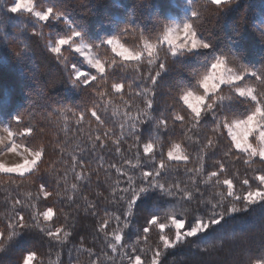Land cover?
Masks as SVG:
<instances>
[{
	"label": "trees",
	"instance_id": "16d2710c",
	"mask_svg": "<svg viewBox=\"0 0 264 264\" xmlns=\"http://www.w3.org/2000/svg\"><path fill=\"white\" fill-rule=\"evenodd\" d=\"M8 2L10 0H5V3ZM36 2L41 7L54 6L66 13L65 18L69 19V24L85 34L86 44H97L102 39L117 36L129 49L142 47V35L144 39L155 41L162 35V29L166 25H181L190 17L193 9L201 12L198 33L212 48L206 55L202 54L189 64L174 63L173 58L168 57L169 71L162 74L153 97V120L140 126L141 139L143 142L154 139L151 133L156 119L167 117L169 126L159 130L154 149L157 164L162 154L167 161V151L174 143L181 144L189 156L187 162H169L171 167L165 170L162 182H179L182 187L187 183L190 186L188 178L193 173L186 169H195L203 163L204 175L207 176L210 170L218 169L215 161L219 160L227 169L221 176L227 175L234 180L237 193L242 195L247 191V187L241 184L245 178L253 187L256 186L252 178L254 175L264 174V161L253 158L251 165L245 164L244 154L234 148L231 149V157L224 156L230 149L231 141L226 132L222 135L213 134L215 122L211 116L202 120L199 127L192 128L191 120L181 125L180 122L172 121L171 114L175 110L188 116V110L177 102V84L202 92L188 73L192 70L203 73L206 67H210L215 56H224L229 66L235 68L240 65L254 66L257 69L264 66V0H234L219 11H204L202 0H190L188 4L183 0ZM5 16L6 13L0 9V127L10 126L14 133L31 128V135H17L14 139L23 147L42 146L45 155L40 172L29 179H21L16 174L0 173V231L7 235V224L14 211H21L30 217L31 209L25 205L35 203L38 210L52 207L54 215L48 224L53 230L62 227L71 235L66 243H57L39 229L26 230L23 239L17 238L11 244L7 240L2 242L7 251L0 253V259L4 264H21L22 256L32 251L36 253L33 264H92L93 261L96 264H129L128 257L139 254L143 261L151 264L153 252L157 247L162 249V246L156 226L150 228L147 242L143 240L146 218L155 212L161 223L169 224L166 213L176 203L174 198L154 193L146 204H139L134 208L132 216L128 218V228L123 229L124 239L121 243L124 247L116 253H112L108 247L107 241L111 240V236L106 238L104 233L97 231L103 219H110V225L106 229L108 233L123 228L126 202L120 200V196H128L130 193L119 191L128 184L127 177L118 175L116 168L139 177L141 171L153 167L149 157L143 153L142 144L139 149L129 148L135 144V140L128 127L131 121H126L124 113L130 111L132 116H136L137 105L143 107L142 98L134 96L143 83L136 79V62L129 61L130 66L117 73L125 78L124 82L132 84L133 96H128L127 89L125 90V99L130 101L132 107H126L115 94L107 95L102 100L93 88H74L69 79L68 73L73 66L85 72L94 73L93 70L64 48L62 55L67 57L66 69L47 49L48 44L69 34L68 26L63 22H37L26 16L17 17L15 23H10ZM125 28L128 29L127 32ZM34 32L41 35H33ZM92 52L106 62L115 57L107 45L100 49L92 48ZM161 57L163 58V53ZM115 59L119 61L118 57ZM146 67V64H141L142 69ZM224 94H228L227 89ZM94 104L100 105L96 110L105 121L103 127L87 112ZM244 110V105L234 106L237 115ZM82 112L85 113V120L77 123ZM14 116L21 117L20 124L11 119ZM122 123L125 124L123 129ZM97 136L101 137L105 145L103 148L99 146L101 141L96 140ZM189 136L192 139H188ZM208 136H214L218 142L217 147L202 153L201 148ZM114 140L118 141L120 154L115 151L117 144H113ZM138 152L139 168L133 169L127 161L137 163ZM201 156L204 157L203 161ZM73 157L78 162L75 172L72 170ZM79 164L84 167H79ZM76 173L82 174L81 180H75ZM65 176L67 182L64 180ZM196 178L199 181L200 177ZM57 179L60 181L59 185ZM40 183H46L50 191L60 192L61 195H54L47 200L41 195L37 200ZM73 183L78 186L75 191L71 188ZM137 183L140 181L137 180ZM200 187L205 189V199L213 195L210 186L201 184ZM113 189L117 191L115 197L111 195ZM69 195L72 196L71 200L68 199ZM17 199L23 204L14 210L13 202ZM240 203L242 205V201ZM89 204L94 207H89ZM185 207L188 211L181 215V218L186 217L185 228L194 223L198 212L205 216L208 214L203 207L198 208L197 202ZM254 207L256 210L253 212L235 214L234 218H226V222L215 226L214 231L210 229L166 250L162 256V264H252L254 260L264 257V217L259 206ZM115 216L121 217L120 224L115 221ZM164 234L174 239L175 230L169 224ZM141 248L144 249L143 252H140Z\"/></svg>",
	"mask_w": 264,
	"mask_h": 264
},
{
	"label": "snow or ice",
	"instance_id": "6c2138e0",
	"mask_svg": "<svg viewBox=\"0 0 264 264\" xmlns=\"http://www.w3.org/2000/svg\"><path fill=\"white\" fill-rule=\"evenodd\" d=\"M202 2L205 6L204 11H219L222 7L233 3L234 0H202ZM0 9L6 13L5 19L10 23H15L17 17L26 16L37 22H63L68 26L69 34L61 36L54 43L48 44L47 49L56 57L58 62L64 64L66 69L68 67L67 57L62 55L64 46L84 56V60L90 69H94V73L81 71L73 66L68 73L70 82L74 88H80L81 86L93 88L96 95L101 97L102 100L107 95L115 94L124 102L126 107H132L130 101L125 99L126 89L127 95L133 96L132 84L124 82L125 78L118 76L117 73L126 70L130 66L129 61L136 62L134 67L137 74L136 79L142 80L143 83L139 86V90L135 91L134 96L142 98L143 107L137 105L136 116H132L130 111L124 113L126 121H131L128 127L130 128V135L135 140V144L130 145L129 148L136 147L139 149L142 144L143 153L149 157L153 167L150 170L141 171L139 177L129 174L121 168H116L118 175L127 177L128 184L126 188L119 189V191L126 194L130 193L128 196H120V200L126 202V210L123 213V228H117L108 233L106 229L110 225V219H103L97 228V231L104 233L106 238L111 236V240L107 242L112 253H116L118 249L124 247L121 243L124 239L123 229L128 228V218L132 216L133 209L138 207L139 204H146L154 193L176 200V203L172 204L166 213L167 221L175 229V237L173 239L164 234V230L169 224L161 223L160 217L155 212L149 214V218H146V226L143 228V240L147 242L150 228L156 226L160 232L159 242L162 246V249L157 247L153 252L151 264H162V256L166 250L173 249L177 245L185 243L188 238L198 237L199 234L210 229L214 231L215 226L226 222V218H234L235 214L253 212L256 210L254 206H259L261 215L264 217V174L253 176L252 179L256 182L255 187L250 184L247 178L243 179L241 184L247 187V191L242 195L237 193L232 178L227 175L221 176V174L227 172V169L225 164L219 160L215 161L219 166L218 169L210 170L207 176L204 175L203 163L195 169H186L187 172L193 173L188 178L190 186L187 183L182 187L179 182H162L165 170L171 167L169 162H187L189 156L181 147V144L174 143L167 151V161L162 154L157 164L154 149L159 130L167 129L169 126L167 117L161 116L156 119L155 128L151 133L154 139H150L148 142H143L141 139L140 126L153 120V97L162 74L169 71L168 57H172L174 63L189 64L202 54L206 55L212 48V45L200 38L198 33L197 25L201 19V12L193 9L190 17L186 18L181 25H166L162 29V35L155 41L144 39L142 35V47L129 49L120 42L117 36L102 39L97 44H86L84 42L85 34L69 24V19L65 18L66 13L54 6L41 7L36 0H10L8 3H5V0H0ZM127 31L128 29L125 28V32ZM33 35H41V33L34 32ZM104 45L111 49L115 57L120 58L119 61L115 57L110 62H106L98 56L85 55L86 50L91 52L92 48L100 49ZM164 45L167 46L166 49L163 47ZM201 50H204V52L201 53ZM162 53L163 58L161 57ZM141 64H146L147 67L142 69ZM188 74L195 79L196 85L203 91L198 92V90L177 84L179 89L177 102L182 103L188 110V116L183 115L181 111L174 110L171 114L172 121L180 122L183 125L187 120H191V127L196 128L200 126L202 120L207 116H211L215 122V126L212 128L213 134L222 135L226 132L231 141L230 149L224 153V156L231 157V149L234 148L237 152L244 154L245 164L251 165L254 162L253 158L264 161V66L257 69L254 66L240 65L239 68H235L229 66V62L224 56H215L210 67H206L203 73L192 70ZM101 87H103L102 91L100 90ZM225 89H227V95L224 94ZM236 105H244V112L237 115L234 111ZM99 107V104H94L92 108L87 109V112L90 113L98 125L103 127L105 121L96 110ZM106 107L105 105V110ZM115 114L114 112L113 115ZM11 119L16 124L21 123L20 116H14ZM84 120L85 113L82 112L79 114L77 123H82ZM124 127L125 124L122 123L121 128ZM2 130L7 133L10 146L5 145L4 148H0V151L17 149L20 145L14 137L17 135L29 136L32 133L31 128H25L23 131L15 133L10 126L4 127ZM105 135H107V132ZM250 138L256 141L255 145L250 142ZM188 139H192V137L189 136ZM96 140L101 141V137L97 136ZM196 142L199 143L198 140ZM2 143L3 141L0 140V144ZM217 143L214 136H208L201 152L215 149ZM113 144H117L115 151L120 154L121 149L118 146V141L114 140ZM99 146L103 148L105 145L101 141ZM23 151L27 153V157H23L22 163L15 167H5L0 164V173H15L21 179H29L38 174L41 164H43L44 148L42 146L39 148L24 147ZM136 159L137 163L135 164L127 161L133 169L139 168V152ZM200 159L203 161L204 157L201 156ZM77 164L76 158L73 157V172H75ZM79 167L83 168L84 165L79 164ZM111 167H115V165H111ZM197 176L200 177L199 181L196 178ZM158 177L160 179H157ZM81 179L82 174L76 173L75 180L79 181ZM64 180L67 182V176L64 177ZM137 180L140 183H137ZM59 182V179H57V185H59ZM118 184L119 181H117ZM201 184L210 186L213 189L211 197L205 199V189L200 187ZM77 187L76 183L71 185L73 191ZM197 193L199 196H197ZM116 194V189H113L111 195L115 197ZM41 195L47 200L54 195L59 196L61 193L50 191L46 183H40L36 199L39 200ZM68 199L71 200L72 196L69 195ZM193 202H197L198 208L203 207L208 214L205 216L198 212L194 223L185 228L186 217L181 218V215L188 211L185 205H190ZM22 204L21 200H15L13 209H17ZM25 206L31 209L30 217L21 211H14L13 217L10 218L7 224V235L4 231H0V253L7 251L6 246L2 243L3 241L7 240L11 244L17 238L23 239L25 231L33 228L39 229L41 233L57 243L67 242V238L71 233L65 231L62 227H56L53 230L51 225L48 224L54 215L52 207H46V210H38L35 203ZM89 207H94V205L89 204ZM114 219L117 224L121 223L120 216H115ZM41 221L44 223L42 224ZM139 242L140 238L138 237L137 243ZM133 251L135 252L134 246ZM143 251L144 249L141 248L140 252ZM128 259L129 264H147V261H143L142 256L139 254L129 256ZM35 260L36 253L28 251L27 254L22 256L21 264H33ZM0 264H4L2 259H0ZM92 264H96V262L93 261ZM252 264H264V257L254 260Z\"/></svg>",
	"mask_w": 264,
	"mask_h": 264
},
{
	"label": "rangeland",
	"instance_id": "374dc122",
	"mask_svg": "<svg viewBox=\"0 0 264 264\" xmlns=\"http://www.w3.org/2000/svg\"><path fill=\"white\" fill-rule=\"evenodd\" d=\"M183 1H184L185 4H188L190 2V0H183ZM173 25H178V24H173ZM164 46H166V45H164ZM64 48L68 49L73 54H75L76 57L81 61V63L83 65H85L87 68H89V66L87 65L86 61L84 60V56H82L79 53L73 52L71 49L67 48V46H64ZM62 51H63V49H62ZM85 55H93V56H95L94 53L92 52V50H91V52H88L86 50L85 51ZM91 70L94 71V69H91ZM222 87H224V86H222ZM201 91H203V90L201 89ZM3 128L4 127H0V140L3 141V143L0 144V148H4L5 145L10 146V143H9V141L7 139V133H5L2 130ZM250 142L253 143L254 145L256 144V141L253 138H250ZM23 148L24 147L22 145H20V147H18L17 149H15L13 151H6V150L5 151H0V164H3L5 167H15L16 165L22 163L23 162V157H27V153H25L23 151ZM17 153H19V154H17ZM11 174H15V173H11ZM172 228L174 229V227H172Z\"/></svg>",
	"mask_w": 264,
	"mask_h": 264
}]
</instances>
